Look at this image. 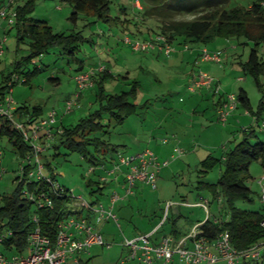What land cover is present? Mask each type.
I'll return each mask as SVG.
<instances>
[{
  "label": "rangeland",
  "instance_id": "rangeland-1",
  "mask_svg": "<svg viewBox=\"0 0 264 264\" xmlns=\"http://www.w3.org/2000/svg\"><path fill=\"white\" fill-rule=\"evenodd\" d=\"M0 2L2 9H5L7 0H0ZM143 5L145 4L142 0H112L107 19H98L91 16L90 12H86L87 15L79 13L77 19L72 21L70 20L72 9L66 2L35 0L33 11L29 16L33 19L47 21L53 32L58 31L64 34L80 32L82 37L80 50L69 56L61 54L58 49H53L49 53L33 59L24 67V70L31 71L38 67L39 72L31 76L27 83L21 82L24 78L19 75V82L11 88L14 105L24 104L29 109L41 107L40 118H46L50 110L57 109L55 127H60L61 125H75L78 119L99 108V100L94 96L96 91L94 87L82 90L81 97L72 111L69 114L64 113V102L67 99L74 100L77 92L73 81V67L76 61H81L86 69L103 65L105 70L112 73L113 77L104 82V89L108 94L127 91L130 88L129 81L136 80L139 83V88L134 103L143 106H139L136 113L126 117L121 124L108 121L106 116L103 118V123L108 124L107 133L101 137L108 144L105 153L107 160L104 165L109 164L110 158L115 159L118 155H134L144 149H150L157 157H160L162 153L160 150L164 146L161 141L169 139L168 128L171 125L176 126L173 123L177 116L171 108L175 110V108L182 107L184 113L185 111L190 112L188 106L190 102L185 100L188 95L185 94L184 87L180 88L184 82L186 83L184 73L189 72L190 64H184L183 67H179L180 69L169 68L166 67L168 59L163 55L152 54L148 57V55L132 51L130 46L124 42L126 37L130 40H147L159 31L160 21L158 19L142 16ZM174 19H191V16L180 15ZM13 24L14 17L12 15L6 16V18L0 16V39H6L3 44V53L0 55V82L3 76L5 77L15 67L16 62L28 54L25 44H16ZM224 41L217 39V47L226 50ZM233 43L237 42L233 40ZM237 48L236 52L227 53V61H224L226 70L233 68L234 71L226 79H219L220 85L221 83L222 85H231L233 93L238 92V87H243L248 93L252 109L255 112L259 106L261 94L256 91L252 78L242 73L237 64L239 61L237 54H240V59L245 61L249 46L239 45ZM217 72L219 73V71ZM238 76H241L244 81L236 84L235 78ZM96 78L95 74L93 83ZM261 81L264 83V78ZM180 98H184L185 102L180 103ZM209 106L211 107V105ZM203 108L205 107L202 106ZM238 112L242 113L239 109ZM63 116L64 121L60 124L59 119ZM181 117H183L182 123L186 125L189 117L184 114ZM213 123L216 124V132L221 133L217 136L230 135L231 125H227L225 128L215 121ZM236 127L238 126L236 125ZM194 129V131L197 130L196 127ZM256 135L257 137L253 141L264 142V131L259 133L256 131ZM220 137L215 138V144L199 150L209 149L212 157L218 159L221 156V147L224 146L227 150L237 143V140H232L226 144L227 138L219 140ZM198 138L197 136L196 139ZM56 145H58L57 135L44 144L45 151L42 154V161L49 164L57 183L71 191L75 197L78 195L87 202H98L105 208L108 207L110 193H121L117 185L109 180L114 176H107L106 172L99 168V165H93L82 159L75 150H69L60 145L56 149L54 147ZM0 153L1 200V196H8L15 189L16 182L13 179L20 175V165L18 153L14 152L12 145L4 137H0ZM204 158V156H200L196 159L194 155L188 159L180 158L172 166L162 170L156 180L155 189L138 183L133 194L123 201L116 202L112 208L117 216L119 226L110 221L97 226L103 245L92 246L88 253L82 254L83 264H141L135 259L125 260L128 250L122 246V240L134 232L146 234L148 232H144L147 229H152L151 225L157 226L162 216L158 212L161 208L163 209L162 205L166 201L179 203L175 201L181 198H186L189 203L210 200L207 217L212 220V217L215 216L225 221L227 205L222 194H218V199H213L207 189L196 188L198 181L215 182L223 170V166L215 162V165L207 170L205 176L199 177V162ZM90 167L95 169L93 174L88 173ZM246 175L244 184L251 191L252 201L248 203L236 201L234 206L256 211L261 208L258 180L264 175V166H261L259 161H252ZM99 176L107 177L108 181L104 184L99 182L96 185ZM120 176L121 174L117 175V180L121 179ZM89 181H91L90 184ZM97 187L100 188L98 191ZM220 208H222L221 214L218 212ZM202 210L201 207L189 208L184 210V215L189 217L192 223H195L198 219L203 220ZM95 217V215L92 216V220ZM196 217L198 219H195ZM4 223L5 221L0 222V224ZM166 225L167 222L164 227ZM159 230L161 231V229ZM176 260L177 257L174 255L173 262ZM250 264H264V258Z\"/></svg>",
  "mask_w": 264,
  "mask_h": 264
},
{
  "label": "trees",
  "instance_id": "trees-1",
  "mask_svg": "<svg viewBox=\"0 0 264 264\" xmlns=\"http://www.w3.org/2000/svg\"><path fill=\"white\" fill-rule=\"evenodd\" d=\"M59 1L66 2L71 7L70 20L72 21L77 19L79 13L87 15L86 12L105 20L108 18L112 2V0ZM1 2L0 10L3 8ZM142 2L145 4L142 16L160 21L159 31L155 34L164 36L166 41L174 46L207 45L215 39L224 38L236 41L238 46H249L246 60L237 64L242 73L252 78L258 91H262L264 54L261 53V49L264 47V0H142ZM34 5L35 0H12L5 6L7 13L11 12L14 17L13 29L16 44H25L28 54L17 61L15 67L5 77L3 76L0 82V99L3 98L7 89L6 83L13 74H16L18 79L12 83V86L19 82V75L24 78L21 82L27 83L31 76L39 72L38 67L31 71L24 70V67L33 59L53 49H58L61 54L69 56L80 50L79 46L82 42L80 32L71 34L53 32L47 21L29 16ZM180 15L191 16V19H174ZM152 38L149 37V39ZM85 70H87L86 66L81 61L75 62L73 74ZM96 75L94 96L99 100V108L78 119L75 125H61L62 132L57 135V140L58 145L75 150L82 159L91 164L103 165L107 160L104 155L108 145L101 138L107 133L108 126L103 123V118L106 116L108 121L120 124L126 117L134 115L139 107L134 103L139 83L131 80L127 91L108 94L105 92L104 82L112 78V74L104 69ZM237 99L241 107L249 110L248 97L242 88L237 93ZM258 105V108L264 109V95L260 98ZM41 113V107L29 109L24 104L16 105L14 111L17 119L26 123L35 122ZM9 127V122L0 118V137H4L12 145L14 152L23 155L29 150V146L23 141L18 131ZM256 137L253 131L245 132L241 140L225 153L223 160L208 155L199 162V177L205 176L215 162L223 166L215 182L198 181L196 188L207 189L213 199H217L218 194H222L228 214L225 221L214 222L208 218L203 221L198 220L199 230L209 239L215 238L220 232H227L231 244L237 250H244L264 241V229L260 227V221L264 217V206L261 205V208L256 211L234 206L236 201L244 203L252 201L251 191L244 184L249 164L252 161H259L261 166H264V142L253 141ZM58 145L54 147L57 149ZM44 164L48 171L51 170L48 163ZM15 179L16 177L13 181ZM98 183L95 184L98 185ZM99 189L97 187V191ZM19 190L20 184H16L15 189L8 196H1L0 219H7L9 227L15 230V234L21 240L27 230V225L24 224H26L28 206L20 197ZM54 205L58 208L59 199H54ZM54 213L53 210L39 213L43 231L50 230V238L53 237L51 219ZM83 263L82 261L81 264Z\"/></svg>",
  "mask_w": 264,
  "mask_h": 264
},
{
  "label": "built area",
  "instance_id": "built-area-1",
  "mask_svg": "<svg viewBox=\"0 0 264 264\" xmlns=\"http://www.w3.org/2000/svg\"><path fill=\"white\" fill-rule=\"evenodd\" d=\"M12 0H8L11 3ZM13 14L6 9L0 10V16L6 18ZM5 38L0 39V55L4 50ZM124 42L131 50L138 53L157 51L164 56L175 52L176 46L168 43L164 36L155 35L148 40H130ZM188 49L187 45H182ZM201 60L215 63L221 62V51L209 52L202 48L199 52ZM103 65L89 67L87 70L74 74L73 81L76 86L74 100L67 99L64 102V113L69 114L76 105L77 97L84 89L93 85L95 74L104 70ZM214 77L203 71H197L187 84L191 92L202 87H210L213 93L220 94L219 83ZM17 75L13 74L6 83V92L0 99V118L7 120L9 128L18 131L21 138L29 146V150L19 156V174L14 182L20 184V197L28 206L26 224L27 230L20 240L18 235L8 225L7 219H0V264H81V255L88 253L90 247L103 245L98 225L107 221L119 226L117 216L113 212L116 202L133 194L137 184L156 188V180L160 170L171 160L180 157L183 150L179 147L173 149L172 154L166 160H159L150 151L144 149L134 155H118L110 160V167L99 165L106 175L113 178L121 190V193L112 192L109 196V206L104 207L98 202H87L83 197H75L71 191L57 183L53 170H47L42 161L45 151L44 144L62 132L61 126L55 127L57 114L54 109L48 112L46 118H39L35 122L26 123L17 119L11 98L12 83ZM237 95L225 93L219 99L217 107V120L224 123L227 116L237 108ZM259 131H264V117L257 125ZM247 129V128H246ZM246 129L243 131L246 132ZM43 133V134H42ZM42 134V135H41ZM1 155V153H0ZM91 168L88 173H94ZM121 179L117 180V175ZM107 177H98V182L106 183ZM259 202L264 206V175L258 180ZM59 199L58 208L54 206V199ZM174 203L166 201L163 206L162 219L150 233L134 234L132 237H124L122 246L128 250L125 260H137L141 264H172L176 255L181 264H250L264 258V241H260L244 250H237L230 242L227 232H220L215 238L209 239L199 230V224H195L191 231L182 238H174L165 235L153 244L150 238L164 223L168 211ZM201 207L207 214L208 201L203 200L193 204ZM53 210L55 213L51 219L53 237L50 238V230L43 231L40 212ZM96 216L92 220V216ZM260 227L264 229V217L260 221Z\"/></svg>",
  "mask_w": 264,
  "mask_h": 264
},
{
  "label": "crops",
  "instance_id": "crops-1",
  "mask_svg": "<svg viewBox=\"0 0 264 264\" xmlns=\"http://www.w3.org/2000/svg\"><path fill=\"white\" fill-rule=\"evenodd\" d=\"M141 36H143V35H141ZM142 39H144V37H142ZM221 40H225V38L221 39ZM216 41H217V39H215L214 41H212L211 43H209L207 45L186 44L188 46L187 50L184 49L182 47V45L176 46L177 50L172 53L173 56L170 57V55H172V54H169V56L163 55L164 57H166L168 59L166 67L179 68V67H183L184 64H187V63L190 64L189 65L190 66L189 72L187 73V71H186V73H184V76L186 78V83L184 82L183 86L182 85L180 86V88L184 87L185 94L188 95L185 100L190 102V104L188 105L190 108V110H189L190 112L185 111V113H184V110L182 109V107L181 108H175V110H173L171 108V110L174 111L176 116H177L176 121H174V123H173L176 126L171 125V127L168 128V131L170 132V135H168V136H170V138L164 139L161 141L164 146H162V148L160 150L162 153H161L160 157H158V159H161V158H162V160L168 159L169 156L172 154L173 149L175 147L181 148L183 150V154L180 157H178L174 160H171L167 165H165L160 170V172L158 173V176L162 173V170L164 168H169L176 161H178L180 158L185 157L188 159L192 155H194L196 157V159L199 158L200 156H204L205 158L208 155L212 156L210 154L209 149H202V151H200L199 149L208 148L209 145H211L213 143L215 144V140L217 139V137L222 136L219 138V140H221L223 138H227L226 144H229L230 141H232V140L233 141L237 140V142L240 141L241 138L244 136V133H245L243 130L246 128H247L246 132L253 131L254 134H256V131H258V133L262 132V131L258 130L257 125L259 124L261 118L264 117V109L257 108V110L254 112L252 109L249 98H248L249 106H250L249 110L241 107L239 102H238L237 108L227 116L225 122L223 124L218 122V120H217V107L219 105V99H221V97L225 93H233L231 91V88H232L231 85H229V86L227 84L222 85V83L220 85L219 79H221V80L226 79V77L231 75V73L234 71L233 68L232 69L230 68V70L227 71L226 67H225L226 63H224V61H227V53H231L232 51L236 52L238 50V48H237L238 45H237V43L234 44L233 40H225L224 45H226L225 49L226 48L227 49L224 50V49H221L220 47H217L218 42H216ZM242 46H244V45H242ZM244 47H246V46H244ZM202 48H206V50L209 52L221 51V61L222 62L215 63V62L208 61V60H201L199 57V52ZM235 52H233V53H235ZM261 53L264 54V47H262ZM152 54L153 55H155V54L162 55L161 53H158L157 51H149V52L142 53V55H148V57H149V55H152ZM237 56L239 58L238 62L242 61L240 59L241 55L237 54ZM107 71L109 73H111L109 70H107ZM197 71L206 72L209 75L213 76L214 77L213 79H216V81L219 83V87H220V94L219 95L214 94L213 89L210 87H202V88H199V90L197 89L193 92H191L187 89L188 80L191 79L193 74H195ZM217 71H219V73ZM242 81H244V79L241 78V76L240 77L238 76L237 78H235L236 84H239ZM94 87H95V83H93L92 87H90V88H94ZM241 88L245 91V93L248 97V93L246 92V90L243 87H241V86L238 87L237 91H239V89H241ZM255 88H256V86H255ZM256 91H258V89ZM258 92L261 94V97H262V95H264V87H262V91H258ZM237 93H233V94L237 95ZM81 94H82V92H80V94L78 95L76 103L79 101ZM179 101H180V103L185 102L184 98L183 99L180 98ZM184 105H186V103H184ZM209 105H211V107ZM138 106L142 107L143 105H138ZM202 106H204L205 108L202 109ZM238 109L241 110L242 113H239ZM55 112H56V114H58L57 109L55 110ZM183 114L186 115L187 117H189L186 125H184L182 123L183 117H181V115H183ZM39 118H40V116L38 117V119ZM63 121H64V116L61 117V119H59L60 124H62ZM214 121L218 124H221L225 128L227 127V125H231L232 128L229 132L230 135L227 136L225 134L224 136L223 135L217 136L220 132H218V133L216 132L217 128L215 126L216 124L213 123ZM235 124L238 127H236ZM65 126H68V125H65ZM195 127L197 128L196 131H194ZM194 133H195V135H194ZM199 133H200V135H199ZM197 136L199 137L198 139H196ZM221 149H222V152H221L220 159L223 160V157H224L225 153L229 150V148L226 150L225 147L223 146V147H221ZM104 157L106 158V155H104ZM110 159L108 160L109 164L104 165L105 167H110ZM158 176H157V178H158ZM126 198H124L120 201H123ZM218 198L219 197H217V199ZM175 202H179V203H174V205L170 207V209L168 211L167 218L165 219L164 223L159 228V229H161V231L158 229V231H156L155 234H153L151 236V238H150L151 243H153V244L157 243L160 240V238L162 237V235L163 236H165V235L175 236L174 238H177V239L182 238L183 236L187 235V233H189L191 231L192 227L195 224H197V222L192 223V220H190L189 217L184 215L185 214L184 210L189 209V208L198 207V206L191 205V204H195L197 202L189 203L186 198H181L180 200H177ZM209 204H210V200L208 201V205ZM202 211H203V214H202L203 217L202 218H203V220H205L204 218L207 219L208 217H207V214L204 212V210H202ZM221 211H222V208L218 209L219 214H221ZM158 213L160 215H162L163 209L161 208V210H159ZM159 214H158V218L160 217ZM225 214H226V217H228L227 212ZM197 217L195 219H198ZM203 220H200V221H203ZM219 220H222V219L219 217H215V216L212 217V221H214V222H217V221L219 222ZM166 222H167V225L164 227V224ZM150 223H151V221H150ZM187 225H188V227H187ZM151 227L153 229L156 227V225H151ZM152 229H147L144 233L150 232V230H152ZM141 233H143V232H141ZM134 234H136V233L134 232ZM134 234H132L131 236H133ZM131 236H129V237H131ZM174 263L179 264L180 262L177 259L176 261L172 262V264H174ZM152 264H158V262L153 261ZM239 264H243V262H240Z\"/></svg>",
  "mask_w": 264,
  "mask_h": 264
}]
</instances>
